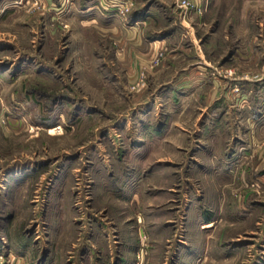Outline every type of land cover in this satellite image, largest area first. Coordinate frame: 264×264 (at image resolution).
Listing matches in <instances>:
<instances>
[{
	"label": "rangeland",
	"instance_id": "obj_1",
	"mask_svg": "<svg viewBox=\"0 0 264 264\" xmlns=\"http://www.w3.org/2000/svg\"><path fill=\"white\" fill-rule=\"evenodd\" d=\"M198 1L182 21L173 0H0L1 246L55 235L57 215L114 264L120 247L174 264L186 242L193 264H264V0ZM149 8L170 49L127 75L113 41L142 59ZM196 62L200 100L171 89Z\"/></svg>",
	"mask_w": 264,
	"mask_h": 264
},
{
	"label": "crops",
	"instance_id": "obj_2",
	"mask_svg": "<svg viewBox=\"0 0 264 264\" xmlns=\"http://www.w3.org/2000/svg\"><path fill=\"white\" fill-rule=\"evenodd\" d=\"M207 1L209 2V0H206V2ZM151 11H152L151 8H149L140 15L141 16L140 23L142 24L141 26L143 28V31L147 33V37H148V39L146 38L147 41L144 42L146 44L147 49L144 51V54H142L143 56L142 59H137V60L134 59V54H135L134 50L137 51L139 49H135L133 45L131 44V42H129L128 44L125 42L124 45L121 46L120 44L122 42V39L119 41L118 39L116 41H113V43L116 46V49L112 48L115 51V52L113 51L114 54L112 55L113 56L112 63L115 65H119V64L123 65L126 68L125 70H126L127 75L129 73L136 72V70L140 68L141 65H145V63L150 62V59L154 56L155 52L158 49L160 48L168 49L169 44H170L169 42L171 38H173L172 37L173 35H171L170 32L168 31L170 28V25H167L166 23L167 18L169 16L163 14L161 10L159 14L161 15L162 19L159 18L158 23H157L159 25V21H160L161 25H159V27L158 26L155 27L156 29L159 28V30L158 31L152 30L154 29V26L156 25V21L151 18V16L154 15L155 10L153 12ZM92 17L99 18L98 12L95 11ZM92 21L95 22L94 19ZM136 21L137 20H135V25L129 24L127 27L128 29L127 30L124 29V32H126V34L128 32L133 33V31L136 28L135 26L138 24V22ZM114 22H115L114 19L110 20L108 18L107 24H108L109 29L116 30L115 26L113 27ZM143 31H140V32H143ZM160 33H162V35L160 36L159 40L158 39L154 40L151 38V36L155 34H160ZM113 34L116 36L119 34V32H117L116 30V32H112V35ZM143 34H141V36L139 35L141 37V38L139 37L140 39H144V37H146V35L145 34L143 35ZM191 42H192V45L190 46L193 48H196L197 50V48L199 47H197V44H196L197 37L195 35L192 36ZM154 43H157V44H154ZM164 60L165 59H163V61ZM196 64L197 65L194 64L192 69H188L184 73L186 77L188 75L190 76L189 80L187 81V80L178 78L174 87L171 89L191 90L192 95L194 93H197L198 98L200 100V96H202L201 94H203V93H199L200 88L202 87V85H204L203 82H206V81H202L203 78L200 75H198L199 73H201L199 70L200 66H198L197 62ZM164 65L169 66L168 63L165 64V61H164ZM164 65L161 64V67L158 68L157 71L163 70L162 68H164ZM150 71H153V70H150ZM154 71L156 72V70ZM209 94L205 95L206 97L204 99V104H210L218 99V98H214V96L209 95ZM58 217L56 215L57 220H56V227H55V230H56L55 235L54 234L52 235V233H49L48 236L42 240L31 241L29 243L26 242L24 244L23 249L20 252L17 251L16 249L17 247L16 243L15 244L3 243L2 246L7 247V250L9 251V253L6 252L7 261L10 262L11 264H114L112 253H108V255L104 256L103 249L101 250L103 252L101 253V255H100V252L97 250L98 243H97V239L95 238V236L98 237L97 234L92 236V238L90 239V243H91L89 244L91 247L90 250L87 248L85 250H82L81 248L76 250L80 242V237L77 236L76 238L71 239L70 234H68V231H69L68 226L66 224L64 225V221H62ZM102 229L103 228H101V230ZM96 231L100 232V230H96ZM101 232L102 234H105L104 231H101ZM2 246L0 244V248ZM37 247L39 248L37 255L33 256L32 254H30V248L35 249ZM197 249L198 247L195 249L193 247L189 248V245L186 242L184 245H182L181 250H178L180 253L185 251L183 258L181 256L182 254L180 255V257L178 256L179 252L177 251V258H175L176 261L174 264H193L192 262L193 259H195L196 262L198 261V263L204 262V260H206V256L204 255L200 256L201 254L197 256V253L196 255L195 253H193V252H197ZM200 249L202 252L205 250L203 248H200ZM131 255H132L131 249H128L127 251V249H124V247H120L118 249V258L120 259L119 264H131V261L133 260V258H131ZM103 256L105 257V259H103ZM93 258L96 260L95 262H93L92 260ZM141 261L142 259L139 260V262L136 264H141L142 263Z\"/></svg>",
	"mask_w": 264,
	"mask_h": 264
},
{
	"label": "built area",
	"instance_id": "obj_3",
	"mask_svg": "<svg viewBox=\"0 0 264 264\" xmlns=\"http://www.w3.org/2000/svg\"><path fill=\"white\" fill-rule=\"evenodd\" d=\"M173 3L182 21H188L192 16L201 15L203 10L198 0H173ZM0 264H3V262Z\"/></svg>",
	"mask_w": 264,
	"mask_h": 264
}]
</instances>
